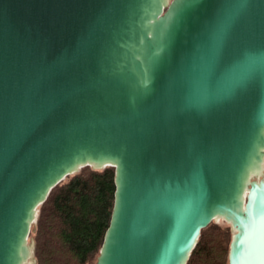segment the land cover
I'll return each mask as SVG.
<instances>
[{
	"label": "water",
	"instance_id": "95a60500",
	"mask_svg": "<svg viewBox=\"0 0 264 264\" xmlns=\"http://www.w3.org/2000/svg\"><path fill=\"white\" fill-rule=\"evenodd\" d=\"M264 0H0V264L50 191L115 168L96 264H264Z\"/></svg>",
	"mask_w": 264,
	"mask_h": 264
},
{
	"label": "trees",
	"instance_id": "16d2710c",
	"mask_svg": "<svg viewBox=\"0 0 264 264\" xmlns=\"http://www.w3.org/2000/svg\"><path fill=\"white\" fill-rule=\"evenodd\" d=\"M115 168H81L49 193L39 208L37 264H91L100 254L115 205ZM231 233L211 223L203 228L187 264H229Z\"/></svg>",
	"mask_w": 264,
	"mask_h": 264
},
{
	"label": "rangeland",
	"instance_id": "374dc122",
	"mask_svg": "<svg viewBox=\"0 0 264 264\" xmlns=\"http://www.w3.org/2000/svg\"><path fill=\"white\" fill-rule=\"evenodd\" d=\"M91 168L95 169L93 167H91ZM101 170H103V169H101ZM252 178L255 179V177H252ZM213 223H215L216 225H219V226H221L223 228H229L230 229V233H231V242H232L233 231H232L231 226L228 223H226L225 221H220V222L216 221V222H213ZM36 226H37V221L33 224L30 236L28 238V241L30 243H33V246H34L33 247V256H34L35 260H36V257H35V240H34V237H35V232H36ZM98 256H99V254H98ZM98 256L93 260V262L91 264H96ZM35 264H37V261L35 262Z\"/></svg>",
	"mask_w": 264,
	"mask_h": 264
},
{
	"label": "bare ground",
	"instance_id": "6f19581e",
	"mask_svg": "<svg viewBox=\"0 0 264 264\" xmlns=\"http://www.w3.org/2000/svg\"><path fill=\"white\" fill-rule=\"evenodd\" d=\"M251 177H255L257 181L264 180V163L262 165V168L260 170L255 171ZM222 220L217 219V222H220ZM36 260L34 256H31L30 258L26 259L23 264H35Z\"/></svg>",
	"mask_w": 264,
	"mask_h": 264
}]
</instances>
